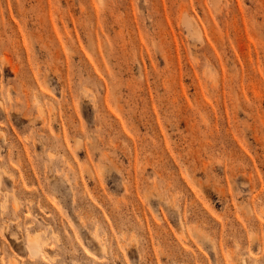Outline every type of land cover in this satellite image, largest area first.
<instances>
[{"label":"rangeland","instance_id":"obj_1","mask_svg":"<svg viewBox=\"0 0 264 264\" xmlns=\"http://www.w3.org/2000/svg\"><path fill=\"white\" fill-rule=\"evenodd\" d=\"M0 100V264H264V0H0Z\"/></svg>","mask_w":264,"mask_h":264},{"label":"bare ground","instance_id":"obj_2","mask_svg":"<svg viewBox=\"0 0 264 264\" xmlns=\"http://www.w3.org/2000/svg\"><path fill=\"white\" fill-rule=\"evenodd\" d=\"M0 100V104H1ZM0 134L3 136V132L0 130ZM11 177V175H10ZM1 184V182H0ZM13 208L14 210H18L19 208V201L16 196H14V202H13ZM27 250L30 253L32 257H38L40 255H43L44 257L49 256L48 251L44 248L41 240L38 238L37 235H29L27 237Z\"/></svg>","mask_w":264,"mask_h":264}]
</instances>
